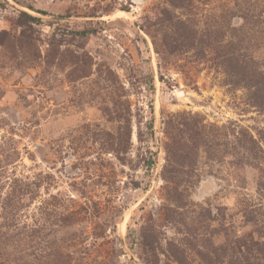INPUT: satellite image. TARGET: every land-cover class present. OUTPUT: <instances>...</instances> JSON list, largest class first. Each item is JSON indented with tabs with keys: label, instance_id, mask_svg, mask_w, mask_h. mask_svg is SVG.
<instances>
[{
	"label": "rangeland",
	"instance_id": "1",
	"mask_svg": "<svg viewBox=\"0 0 264 264\" xmlns=\"http://www.w3.org/2000/svg\"><path fill=\"white\" fill-rule=\"evenodd\" d=\"M0 264H264V0H0Z\"/></svg>",
	"mask_w": 264,
	"mask_h": 264
},
{
	"label": "trees",
	"instance_id": "2",
	"mask_svg": "<svg viewBox=\"0 0 264 264\" xmlns=\"http://www.w3.org/2000/svg\"><path fill=\"white\" fill-rule=\"evenodd\" d=\"M43 13V12H42ZM39 20V18H36L34 16L29 15L27 12H20V15L18 16V21L21 24H25L27 21H36ZM79 35H86L89 33V30H81L76 32Z\"/></svg>",
	"mask_w": 264,
	"mask_h": 264
}]
</instances>
